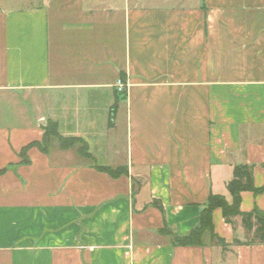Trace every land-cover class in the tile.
Returning a JSON list of instances; mask_svg holds the SVG:
<instances>
[{
	"label": "crops",
	"instance_id": "1",
	"mask_svg": "<svg viewBox=\"0 0 264 264\" xmlns=\"http://www.w3.org/2000/svg\"><path fill=\"white\" fill-rule=\"evenodd\" d=\"M27 5L0 7V100L22 106L20 125L0 126V264H264V242L233 245L240 219L219 209L223 245L172 244L210 194L229 201L233 166L264 188V0ZM48 121L90 164L55 140L21 164ZM253 208L264 191L240 193Z\"/></svg>",
	"mask_w": 264,
	"mask_h": 264
},
{
	"label": "trees",
	"instance_id": "2",
	"mask_svg": "<svg viewBox=\"0 0 264 264\" xmlns=\"http://www.w3.org/2000/svg\"><path fill=\"white\" fill-rule=\"evenodd\" d=\"M116 105L111 107L110 113L113 115ZM52 140L57 141L60 150L65 151L77 146V153L87 160H92L88 153L87 146L84 141L75 137H62L57 131L55 122L48 121L43 128V137L40 143L33 142L20 151L21 164H29L26 158V152L32 148H37L42 153H47L49 144ZM99 171L105 172L111 177H117L126 171L123 168H104L96 167ZM5 169L0 170V174ZM226 190L229 201L220 195L210 194L204 209L200 214V225L197 229L192 230L188 236L172 238V244L179 247H201L209 244L223 245L222 239L214 234L212 223V212L216 209L221 211L222 218L226 224L233 226L234 219L239 218L241 227L244 231V240H233L235 246H248L264 242V213L258 208H253L249 212L240 210V193L244 191L259 194L264 188H255L252 178V167L248 165H236L232 167L231 178L226 184Z\"/></svg>",
	"mask_w": 264,
	"mask_h": 264
},
{
	"label": "rangeland",
	"instance_id": "3",
	"mask_svg": "<svg viewBox=\"0 0 264 264\" xmlns=\"http://www.w3.org/2000/svg\"><path fill=\"white\" fill-rule=\"evenodd\" d=\"M27 4L28 0H0V7L5 8H19L28 6ZM19 108H22L20 104L9 106L3 100H0V126L20 125L22 123V117L20 115ZM74 148H77V146ZM84 162L89 163L90 161L84 160Z\"/></svg>",
	"mask_w": 264,
	"mask_h": 264
},
{
	"label": "built area",
	"instance_id": "4",
	"mask_svg": "<svg viewBox=\"0 0 264 264\" xmlns=\"http://www.w3.org/2000/svg\"><path fill=\"white\" fill-rule=\"evenodd\" d=\"M115 90L119 94H125L127 90V83L123 82L121 79H118L116 81V84L114 86Z\"/></svg>",
	"mask_w": 264,
	"mask_h": 264
}]
</instances>
